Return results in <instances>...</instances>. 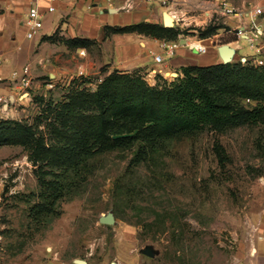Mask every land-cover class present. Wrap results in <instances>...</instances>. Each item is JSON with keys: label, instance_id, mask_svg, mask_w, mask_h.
Returning a JSON list of instances; mask_svg holds the SVG:
<instances>
[{"label": "rangeland", "instance_id": "1", "mask_svg": "<svg viewBox=\"0 0 264 264\" xmlns=\"http://www.w3.org/2000/svg\"><path fill=\"white\" fill-rule=\"evenodd\" d=\"M207 1L218 5V0ZM230 1L240 8L260 3ZM203 7L193 12L203 14L202 21L178 26V38L201 37V31L219 24L224 35L218 40L238 38L225 31L219 9L204 14ZM102 52L96 45L84 52L67 49L47 68L31 67L30 84L16 82L13 97L0 99V118L41 123L45 129L69 92L79 87L93 92L108 74L100 72L108 66ZM258 58L264 59L242 61L259 65ZM176 74L164 77L172 81ZM217 144L224 148L225 161ZM131 158V152L117 151L99 156L89 180L61 200L60 213L36 221L31 208L41 189L28 149L0 145V264H79L76 259L89 264H264V124L224 132L204 129L173 142L156 189L144 185L138 195L141 211L126 195H116ZM138 174L146 179L151 172L143 165ZM111 211L116 222L102 223L100 217Z\"/></svg>", "mask_w": 264, "mask_h": 264}, {"label": "trees", "instance_id": "2", "mask_svg": "<svg viewBox=\"0 0 264 264\" xmlns=\"http://www.w3.org/2000/svg\"><path fill=\"white\" fill-rule=\"evenodd\" d=\"M223 27L210 25L201 37ZM116 30L169 40H177L181 32L178 27L146 22ZM68 41L87 44L85 39ZM57 105V114L48 117L45 129L41 123L0 118V145H24L36 166L41 189L31 208L36 221L60 213L61 200L72 197L95 173V160L114 151L132 153L116 195H126L141 211L144 206L138 195L144 185L149 191L156 189V176L158 181L164 176L165 157L173 142L204 129L224 132L264 124V65L242 59L187 65L172 81L158 75L154 85L140 73L116 69L101 78L95 91L79 87ZM216 149L225 161L224 148L217 144ZM143 165L151 172L149 178L138 174Z\"/></svg>", "mask_w": 264, "mask_h": 264}, {"label": "crops", "instance_id": "3", "mask_svg": "<svg viewBox=\"0 0 264 264\" xmlns=\"http://www.w3.org/2000/svg\"><path fill=\"white\" fill-rule=\"evenodd\" d=\"M206 2L209 1L193 4L191 0H175L169 8L178 17L177 21L174 18V27L202 21L203 14L193 13L197 5L206 8L204 14L219 9V5ZM36 3L44 14V26L40 33L29 38L24 22L30 7ZM50 4L56 6L55 11H48ZM259 4L264 5V0H260ZM167 10L158 0H135L131 4L125 0L112 4L91 0H0V80L6 79L0 87V99L13 97L11 93L18 87L13 80L14 71H21L25 66L47 68L49 60L58 62L65 50L77 48L85 51L90 50L91 45L102 47L103 63L108 64L106 70L100 72L110 73L116 69L137 72L151 85L156 84L158 75L166 76L169 72L179 75L182 67L187 65L222 62L220 47L225 44L233 49L231 61L243 58L254 60L258 56L264 58V36L257 39V47H252L246 38L218 40L224 35V27L211 36L200 37L192 33L177 40L136 30H116L141 22L165 25L164 13ZM222 17L228 26L226 30L225 25L227 33L235 34L239 23H245L234 16L222 14ZM71 39H85L87 44H71L68 41ZM167 40L178 42L176 52L171 57L165 56L163 62H157L155 55L166 53L163 42ZM196 46H205L208 51L201 52ZM259 47L261 51H258Z\"/></svg>", "mask_w": 264, "mask_h": 264}, {"label": "built area", "instance_id": "4", "mask_svg": "<svg viewBox=\"0 0 264 264\" xmlns=\"http://www.w3.org/2000/svg\"><path fill=\"white\" fill-rule=\"evenodd\" d=\"M93 2H107L114 3L120 0H91ZM128 4L133 3L135 0H125ZM163 6H165L169 12V8L175 0H158ZM102 4V3H101ZM219 10L223 15L234 16L239 19V21H245V23H239V26L234 30L238 38H246L252 47H257V39L264 35V5H248L243 8L237 7L230 0H218ZM56 10L54 4L48 6V11L53 12ZM171 15L178 20V17L175 13L170 11ZM25 26L27 27V36L33 38L38 33L41 32L44 26V14L40 9L38 3L33 4L25 19ZM163 45L166 49L165 54H156L155 59L157 62H163L165 56L171 57L175 54L176 48L178 46L177 41H165ZM201 52H207L208 49L205 46H196ZM84 52V50H82ZM1 59V58H0ZM244 60L246 58H243ZM256 63L259 65H264V59H256ZM13 80L19 82V84L29 85L30 78V67L25 66L23 70H16L13 72Z\"/></svg>", "mask_w": 264, "mask_h": 264}, {"label": "water", "instance_id": "5", "mask_svg": "<svg viewBox=\"0 0 264 264\" xmlns=\"http://www.w3.org/2000/svg\"><path fill=\"white\" fill-rule=\"evenodd\" d=\"M164 24H165V26H168V27L175 26L174 17L168 11H165V13H164ZM220 52H221V56L223 58V62H230L232 60L233 49L230 46H228L226 44L222 45L220 47ZM100 221L102 223H106V224H114L116 222L114 212L111 211L105 215H102L100 217ZM75 262H77L79 264H89V262L86 259H76ZM111 264H119V263L114 261Z\"/></svg>", "mask_w": 264, "mask_h": 264}, {"label": "bare ground", "instance_id": "6", "mask_svg": "<svg viewBox=\"0 0 264 264\" xmlns=\"http://www.w3.org/2000/svg\"><path fill=\"white\" fill-rule=\"evenodd\" d=\"M171 14V13H170Z\"/></svg>", "mask_w": 264, "mask_h": 264}]
</instances>
